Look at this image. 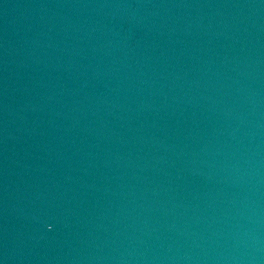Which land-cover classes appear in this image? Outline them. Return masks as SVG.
I'll return each instance as SVG.
<instances>
[{"label": "water", "instance_id": "1", "mask_svg": "<svg viewBox=\"0 0 264 264\" xmlns=\"http://www.w3.org/2000/svg\"><path fill=\"white\" fill-rule=\"evenodd\" d=\"M6 264H264V0H51Z\"/></svg>", "mask_w": 264, "mask_h": 264}]
</instances>
